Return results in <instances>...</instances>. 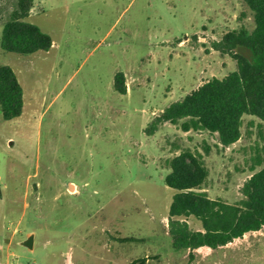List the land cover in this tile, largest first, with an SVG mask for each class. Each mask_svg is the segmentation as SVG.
Masks as SVG:
<instances>
[{"label": "rangeland", "instance_id": "rangeland-1", "mask_svg": "<svg viewBox=\"0 0 264 264\" xmlns=\"http://www.w3.org/2000/svg\"><path fill=\"white\" fill-rule=\"evenodd\" d=\"M16 1L0 0V64L24 89L20 117L0 111V264H264V226L217 249L175 250L165 183L190 150L208 171L198 190L239 204L264 167V121L244 114L230 146L185 131V119L146 133L172 102L237 70L212 44L254 28L245 0H35L29 20L53 44L33 54L1 47Z\"/></svg>", "mask_w": 264, "mask_h": 264}, {"label": "trees", "instance_id": "trees-1", "mask_svg": "<svg viewBox=\"0 0 264 264\" xmlns=\"http://www.w3.org/2000/svg\"><path fill=\"white\" fill-rule=\"evenodd\" d=\"M35 0H17L3 24L2 49L18 54L49 51L53 40L29 20ZM253 11L252 30L241 27L226 33L212 46L237 61V70L223 78L214 77L184 98L168 105L146 128L154 134L165 122L185 121L191 128L218 133L220 143L230 146L241 138L244 114L264 121V0H245ZM115 89L127 92L123 72L115 75ZM24 89L12 66L0 64V111L4 120L21 116ZM171 171L165 183L175 190L169 208L168 226L175 250H195L202 246L217 249L264 226V167L253 173L243 187L239 204H226L211 198L202 189L208 171L203 161L186 150L170 160ZM201 223L193 229L188 218Z\"/></svg>", "mask_w": 264, "mask_h": 264}, {"label": "water", "instance_id": "water-1", "mask_svg": "<svg viewBox=\"0 0 264 264\" xmlns=\"http://www.w3.org/2000/svg\"><path fill=\"white\" fill-rule=\"evenodd\" d=\"M33 235L29 236L28 239L24 242L25 245L33 247Z\"/></svg>", "mask_w": 264, "mask_h": 264}, {"label": "crops", "instance_id": "crops-1", "mask_svg": "<svg viewBox=\"0 0 264 264\" xmlns=\"http://www.w3.org/2000/svg\"><path fill=\"white\" fill-rule=\"evenodd\" d=\"M207 247H208V248H211V247H209V246H202V248H207ZM200 248H201V247H200Z\"/></svg>", "mask_w": 264, "mask_h": 264}]
</instances>
